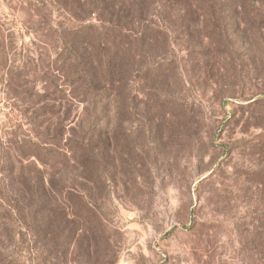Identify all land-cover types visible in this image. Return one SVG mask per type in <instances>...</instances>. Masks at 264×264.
Returning <instances> with one entry per match:
<instances>
[{
	"label": "rangeland",
	"instance_id": "obj_1",
	"mask_svg": "<svg viewBox=\"0 0 264 264\" xmlns=\"http://www.w3.org/2000/svg\"><path fill=\"white\" fill-rule=\"evenodd\" d=\"M245 1L262 28L227 0L216 2L221 40L209 13L189 32L177 17L166 41L134 55L116 104L84 101L86 80L68 81L78 74L63 33L98 25L93 15L76 18L60 0H0V245L16 264H264V0ZM86 72L105 87L103 71ZM63 154L90 158L100 220L77 231L69 254V223L56 251L25 236L18 214L6 238L7 201L35 169L51 177L62 162L58 184L79 183Z\"/></svg>",
	"mask_w": 264,
	"mask_h": 264
},
{
	"label": "trees",
	"instance_id": "obj_2",
	"mask_svg": "<svg viewBox=\"0 0 264 264\" xmlns=\"http://www.w3.org/2000/svg\"><path fill=\"white\" fill-rule=\"evenodd\" d=\"M60 1L64 8L76 18L81 13L84 12L86 14L87 12L89 16L93 15V19L98 22L96 26L93 24L79 25L75 29H69L63 33L65 34V39L62 38L64 47L66 46L65 49L69 53L64 61H72L74 66H76L74 73L78 74V77L74 79V74L71 73V80L68 81H72L71 83L73 84L75 80H86V84L81 90L82 100L84 101L101 102L103 99L113 98L115 103L119 104L122 88H124L121 83L126 75L131 73L127 71V65L132 63L134 55L140 56L141 48L145 46L144 42H147L150 47H156L161 44L160 42L166 41L167 34L165 29L171 31V28L178 21L177 17L181 18L185 23V29L182 32H189L191 28L196 29L200 26L198 20L205 18L207 12L209 13L210 26L215 30L218 40H221L222 36L219 33L221 24L219 26L217 18H215L218 12L216 7L218 0ZM227 3L232 11L238 13L241 10L238 16L242 19L253 11L250 10L245 13L248 10L245 9V0H227ZM253 13L248 19L251 22L255 21L262 28L263 23L260 20L263 19V13L258 14L255 11ZM179 24L181 23L179 22ZM202 26L206 27L205 24H202ZM192 33L197 38L199 46L207 45L206 38L208 37L204 36L201 31ZM86 70L103 71V80L98 81L97 84L103 81L105 87L99 88L93 82H90L92 80L88 81L87 77L82 75L87 73ZM100 89L104 90L101 91ZM100 93L102 94L100 95ZM83 140L80 139L79 143L76 142L78 147L75 150L77 148L81 150V147L86 146ZM68 152L73 154L71 147H69ZM63 156L65 160L69 159L67 163L73 162V165L70 166V173H72L73 169L79 170V167L81 168L80 174L74 178L79 179V183L62 186L58 184L59 180L66 182L68 176V166L65 168V163L62 162H60V165L64 168L54 172V174L58 173L56 174L58 176L53 174L49 177L45 175L43 170L35 169V176L28 177L23 182V189H21L19 197L13 199L11 197L7 201L6 207L9 210L5 211V214L8 217H6L7 221H5V226H3L6 238H8V234L10 235L8 233L10 228L6 224L10 225L12 215L18 214L20 220L26 224L25 236H30L38 246L49 243L52 250L56 251L59 248L58 246H61V243H58L54 236L60 234V225L65 227L69 223V231L66 235L69 240H67L68 242L64 247V253L69 254L72 245L71 241L76 240L77 231L79 229H87L93 221L100 220L92 210L93 189L97 187V178L92 176V172L87 167L86 162L90 158L86 156L84 161H79L78 159L75 161L74 156L69 157L66 154H63ZM42 164L43 166L45 165V163ZM100 187L102 188L101 184ZM25 213L30 216L27 217ZM42 214L43 216L44 214L47 215V219H53L54 226L45 227L43 219L39 218ZM47 229L52 231L51 236L46 234ZM24 241V243L29 244L27 238H24ZM6 248L0 245V264H16L15 255L9 253ZM85 250L87 252L86 255L89 256L92 251L91 247L85 245Z\"/></svg>",
	"mask_w": 264,
	"mask_h": 264
}]
</instances>
